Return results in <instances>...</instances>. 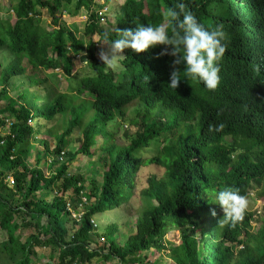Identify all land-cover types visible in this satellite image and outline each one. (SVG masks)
<instances>
[{"label": "trees", "instance_id": "1", "mask_svg": "<svg viewBox=\"0 0 264 264\" xmlns=\"http://www.w3.org/2000/svg\"><path fill=\"white\" fill-rule=\"evenodd\" d=\"M249 1L125 0L114 7L111 28L99 25L97 12H91L85 39L79 37L76 24L68 25L59 16L64 11L78 15L82 8L90 11L94 0H16L12 7L16 20L12 23L0 16V51L14 56L0 63V128L10 126L7 134L0 135V228L8 232V240L0 242V264H32L35 248L47 250L50 261L42 264H143L151 250L166 249L165 236L172 228L180 236L172 252L176 264H264V216H257L258 228L252 225L251 210L235 224L221 225L222 209L213 202L221 189L232 188L252 199L250 189L264 185V88L257 86L259 80L246 66L251 54L264 57V0L255 16L248 10ZM178 2L201 24L224 33L226 50L215 89L183 79L182 66L178 87L169 88L173 57L160 54L164 45L140 53L123 49L118 71L103 64L97 55L101 41L110 43L119 39V30L138 25H162L161 13ZM39 9L47 10L52 30L42 25ZM244 17L248 25H237ZM168 26L170 33L172 25ZM94 35L99 36L98 42ZM83 51L93 74L81 80L78 92L89 93V98L82 99L79 107L71 104L68 124L62 133H54L53 150L41 141L42 152L58 157L64 153L63 160L48 172L31 168L25 161L40 133L34 121L54 120L68 107L49 99L41 103L32 88L42 79L28 74L22 63L26 60L35 71L61 70L69 79L74 58ZM19 76L27 80L17 79L11 89V80ZM130 109L134 110L132 125L138 129L133 136L126 134L128 143L120 144L109 126L125 119ZM75 126L81 133L78 147L71 151L69 136ZM153 140L160 144L157 153L140 156ZM96 153L104 166L102 180L93 182V201L85 192L88 202L78 222L67 205L78 210L85 179L69 173V165L78 156L93 158ZM149 165L161 166L164 172L152 174L139 193L143 206L135 231L121 243L119 228L112 224L101 240L93 217L127 203L136 193L138 172ZM9 172L15 176V188L5 185ZM263 185L256 194L262 199ZM51 192H57L53 198ZM68 193L73 196L68 198ZM16 194L21 198L17 203ZM72 221L74 226H68ZM29 227L34 232L22 242L16 233ZM93 234L98 241L92 240ZM92 242L97 243L96 249H91Z\"/></svg>", "mask_w": 264, "mask_h": 264}, {"label": "rangeland", "instance_id": "2", "mask_svg": "<svg viewBox=\"0 0 264 264\" xmlns=\"http://www.w3.org/2000/svg\"><path fill=\"white\" fill-rule=\"evenodd\" d=\"M125 0H96L97 2V8L99 6L109 7V14L112 16H115L116 11H114V7L118 6V4L123 3ZM16 2V0H1L0 3V16L4 20H10L12 23L16 20V17L12 11L13 4ZM42 13L41 19H42V25L46 27L48 30H52L54 27L51 24V17L48 14L46 9H39ZM60 21H66V23L69 24H76L78 26V35L82 36V33L84 31L85 25H86V11H83L78 15L77 17L69 16L68 13L60 15ZM108 21L103 24L106 28H110L108 24H111V26H115L114 19L110 16H108ZM94 40L98 41L99 37L97 35L94 36ZM102 44V41L99 43ZM103 45L105 46L106 43L104 42ZM104 46H100L98 48L97 54L99 55L101 51L107 52L108 48H105ZM14 56L9 53L8 51H0V63H8L12 61ZM74 68L72 71V78L69 77L66 78L63 76L61 70H48V71H42V70H34L32 67L27 63L26 60L22 64L27 66V73L31 74L37 81H40L38 84L34 85L32 88L33 91L37 92L40 95V101L41 103H46V99H49L51 101H57L58 106H67L68 112L64 113H58L53 118L54 120H47V119H36L34 121L33 126L40 130V133L36 135V140L32 142V149L30 152L29 158L25 161V164L31 168H39L44 169V171L48 172L51 169H55L58 166V159L59 157L56 154L52 153H45L43 151V143L41 141H46L50 144L51 149L53 150L56 141L54 138V133L57 132V134H60L63 132V128L65 125L68 124L70 120L71 110L73 107H71V104L73 103V106H78L79 103L83 102L84 99L89 98V93L85 92H78L81 90V80L88 76L92 75V69L90 66L87 67L86 60L84 59V55H81L80 57H77L74 59ZM114 62L116 64V67L113 68L114 70L118 71L121 68V63L119 61V57L116 56L114 58ZM21 78L18 81L24 82V80H27L26 78L23 79L22 76L16 77L11 80V89L14 88V85L18 82L17 79ZM40 78V79H39ZM73 89L71 92L70 89ZM16 93V91L12 90L10 95ZM82 93V94H81ZM26 96L30 97V95L26 92ZM83 99V100H82ZM82 100V101H81ZM81 110V109H79ZM134 115V110L130 109L128 111V116L125 119H116L114 122H112L109 126V130L112 132H115V138L116 141L120 144H126L129 142V138L126 134L133 136L135 134V131L138 129V126L132 125L131 117ZM86 122V119L83 120V123ZM9 130V129H8ZM1 129L0 135L2 136L4 132L8 131ZM53 131L52 133L50 132ZM81 128L79 126H75L73 133L69 136L70 144L68 146V150L74 151L78 145H79V136L81 133ZM48 132V133H47ZM101 141V139H100ZM160 147L159 141L153 140L149 147L142 148L141 152L139 153L140 156L143 158H149V156H153L157 153L158 148ZM41 150V153H39ZM99 153H96V155L93 158L84 157V156H78L74 161H72L69 165L68 172L75 175L83 176L85 179V192L90 195L92 201L94 200V196L91 194L93 189V182L100 183L102 180V173L104 170V166L101 162H99ZM37 157L40 159V163L37 161ZM61 161V160H60ZM49 168V169H48ZM164 172V168L157 165H149L144 166L141 168V170L138 172L137 175V189L134 196L127 202L124 203L122 206L111 209L110 211H105L103 213L96 214L93 219L97 223L98 227V235L104 236L105 230L107 226H110L112 224H115L118 226L120 233L118 234V240L123 243L130 234H132L136 229V223L138 219L139 212L142 208V201L139 196V193L142 189L148 186V180L149 177L152 174H162ZM263 185V184H262ZM261 186H253L251 191L252 199L248 200V205L246 210H251L254 215L261 209V206L263 202L261 201L262 198L258 197L256 194H258V190L261 189ZM264 186V185H263ZM55 195L54 192H51L50 196L53 197ZM69 196V197H68ZM68 198L73 196L71 193H68ZM14 202H20L21 198L17 195L14 197ZM83 209V208H82ZM79 210V208H78ZM264 216V215H263ZM261 216V217H263ZM258 217H254L252 221L253 227L258 228L260 225L258 224L260 222V219L257 220ZM18 224H21L20 217L18 216ZM46 218H44L43 222L46 223ZM68 226H74L73 221L68 223ZM34 227L29 228H21L16 233L20 240L24 242L31 233L33 234ZM8 239V235L6 231L0 229V242L4 241L5 239ZM97 236L92 235V240L96 241ZM180 236L179 231L177 229H170L165 236V245L167 246L166 249L162 250L161 252H155L154 250H151L148 253V259L145 258L143 261V264H176L173 257L172 252L173 248L179 244ZM97 244V243H96ZM41 249V248H35L34 253L32 255V264H42L44 262L50 261L47 255V250ZM58 255V254H56ZM98 264H115L114 261H103L99 262Z\"/></svg>", "mask_w": 264, "mask_h": 264}, {"label": "clouds", "instance_id": "3", "mask_svg": "<svg viewBox=\"0 0 264 264\" xmlns=\"http://www.w3.org/2000/svg\"><path fill=\"white\" fill-rule=\"evenodd\" d=\"M261 4L262 0H250L248 10L254 16L256 14L259 15ZM102 10H104V21L101 20V16L99 14V12ZM83 11H86V23H88L91 12L94 11H96L99 16L98 23L101 26H103V24L108 21V16L110 17L109 7L99 6L97 8L96 0H94V5L91 7L90 11L82 8L78 15H80V13ZM63 13L66 14L68 12L64 11ZM60 15H62V13ZM68 15L72 16L69 13ZM78 15H74L72 17H77ZM161 16L164 20L162 25H157L154 27L151 24H146L143 26L138 25L135 29L119 30V39H114L110 43L102 41V44H98V48H100V46H104L103 43L105 42L106 45L104 47L108 48V51H101L99 55L97 54L100 60L108 68H115L116 64L114 62V58L118 56L121 63V59L123 57V53L121 52L125 48H130L134 52L140 53L148 49L149 47L164 45L165 48L162 49L160 54H167L173 57L171 61L172 70L169 75V82L167 83V86L169 88L176 89L178 87V82L181 80V72L179 69L182 66L183 79H186L187 81H199L205 88L209 90L215 89L220 81L219 62L221 61L226 50L223 31H221L219 28L212 30L201 24L191 11H187L185 9V5L183 4V2H178L175 4V6L165 9L161 13ZM168 23L172 25L170 33L169 31H167L169 29ZM246 23V17H244L238 21L237 25L245 27L246 25H248ZM66 24L69 25V23ZM164 24L165 26H163ZM108 25L110 26V28L113 27L111 26V24ZM79 37L85 39L83 33L82 36L79 35ZM81 55H84L85 59L86 51H83L80 54H76L75 58H81ZM263 61V56L258 55L257 53L251 54L247 58L246 66L252 78L259 80L257 86L264 88ZM32 123L33 121L31 122V124ZM6 127L10 128L9 125H7ZM1 129L3 128H0V130ZM7 133L4 132L3 135ZM58 162L60 161L58 160ZM10 173L13 174V172ZM251 189L250 195L251 193H253ZM261 201L263 202V204L261 206V209L254 215L255 217L263 216L264 214V199H261ZM213 202L218 204L222 209L223 219L218 220V223L221 225L235 224L236 222L241 220L248 205L246 196L241 195L239 191L232 188H224L217 191L215 193ZM215 214L216 213L213 210L212 215L215 216Z\"/></svg>", "mask_w": 264, "mask_h": 264}, {"label": "built area", "instance_id": "4", "mask_svg": "<svg viewBox=\"0 0 264 264\" xmlns=\"http://www.w3.org/2000/svg\"><path fill=\"white\" fill-rule=\"evenodd\" d=\"M99 14H100V16H101V20H105V18H104V10H102V11H100L99 12ZM63 156H64V153H62L61 154V156L59 157V160H63ZM61 162V161H60ZM5 184L8 186V187H10V188H14L15 187V185H16V181H15V178H14V176H13V174L12 173H8L7 174V176H6V178H5ZM56 193L57 192H55V195H56ZM83 197H82V203H80L79 204V210H75L73 207H72V205H70L69 203H68V205H67V207H68V210L71 212V214H72V217L76 220V221H80L81 220V217H82V214H83V209L82 208H84V204L85 203H87L88 202V199H87V197H86V194H85V191L83 192ZM92 222L94 223V226L97 228L98 227V225H97V223L95 222V220L94 219H92ZM99 239H97V241H98ZM101 240H104V238L102 237L101 238ZM90 247H91V249L93 250V249H96L97 248V244L95 243V242H92L91 244H90Z\"/></svg>", "mask_w": 264, "mask_h": 264}, {"label": "crops", "instance_id": "5", "mask_svg": "<svg viewBox=\"0 0 264 264\" xmlns=\"http://www.w3.org/2000/svg\"><path fill=\"white\" fill-rule=\"evenodd\" d=\"M11 93V92H10ZM12 97H14V96H16V93H14V94H12L11 95ZM2 102H5V101H2ZM8 130L9 128L8 127H5V128H3V130ZM0 132H1V130H0ZM7 132H9V130L7 131ZM6 131H5V133H7ZM17 196H18V194H16ZM50 198H52L51 196H50ZM1 229V228H0ZM1 230H4V231H6L5 229H1ZM6 233H7V235H8V232L6 231ZM8 239L6 238L3 242H5V241H7ZM47 262H49V261H47Z\"/></svg>", "mask_w": 264, "mask_h": 264}, {"label": "bare ground", "instance_id": "6", "mask_svg": "<svg viewBox=\"0 0 264 264\" xmlns=\"http://www.w3.org/2000/svg\"><path fill=\"white\" fill-rule=\"evenodd\" d=\"M7 176V175H6ZM6 178V177H5Z\"/></svg>", "mask_w": 264, "mask_h": 264}]
</instances>
